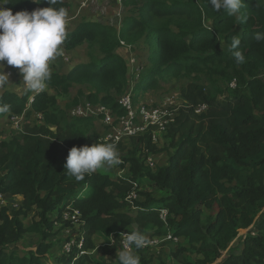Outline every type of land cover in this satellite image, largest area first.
<instances>
[{
  "label": "trees",
  "instance_id": "16d2710c",
  "mask_svg": "<svg viewBox=\"0 0 264 264\" xmlns=\"http://www.w3.org/2000/svg\"><path fill=\"white\" fill-rule=\"evenodd\" d=\"M122 2L128 15L119 29L84 21L67 33L63 42L67 50L88 43L97 46L101 56L77 63L68 73L53 72L47 85L54 92L68 94L74 84L87 86L89 91L80 90L79 96L85 94L91 103L124 116L127 111L117 97L128 90L131 73L119 48L121 42L134 45L142 39L149 45L152 69L149 81L138 88L155 86L157 78L168 74L192 76L216 68L225 78L232 70L246 90L219 100L198 80L184 85L181 96L188 109L169 126L176 150L167 165L146 164L141 159L143 148L136 145L127 149L123 158L124 176L110 177L97 171L79 182L67 174L64 165L71 148L87 145L94 119L76 117L63 125L58 111L51 110L57 106V95L41 92L29 107L30 91L22 95L5 91L0 106L8 105L9 111L2 115L24 114L25 123L12 137L1 138L0 134V264H47L43 259L49 244L41 243L24 254L15 246L25 233L48 238V231L67 209L79 213L82 236L71 252L59 259L62 264L90 261L88 252L96 248L97 236L107 242L103 248L106 257H89L91 261L119 264L111 262V238L118 244V235L131 228L143 234L155 228L156 235L170 232L186 238L202 257L186 258L183 264H215L226 251L217 264H264V236L248 232L230 247L239 232L255 222L257 229L264 230V82L259 77L264 70V42L253 40L256 32H264V0H244V22L216 12L210 0ZM49 6L47 0H10L3 8L15 14ZM71 6L70 0H59L56 5L68 12ZM233 36L241 39L239 47L246 57L243 64H237L229 50ZM204 104L207 109L196 113L195 108ZM33 112L41 113L45 123L31 125L28 120ZM146 141L151 148V140ZM144 179L152 183V190H162L165 195L159 199L152 191L141 190ZM134 192L138 196L132 200ZM17 196L22 197L18 209L1 206V197ZM164 209L168 211L166 220L160 215ZM206 210L209 214L204 221ZM32 211L39 219L25 227L22 217ZM53 212L59 215L55 219H51ZM137 251L141 264H152L143 249ZM158 264L167 263L161 260Z\"/></svg>",
  "mask_w": 264,
  "mask_h": 264
},
{
  "label": "rangeland",
  "instance_id": "374dc122",
  "mask_svg": "<svg viewBox=\"0 0 264 264\" xmlns=\"http://www.w3.org/2000/svg\"><path fill=\"white\" fill-rule=\"evenodd\" d=\"M82 1L83 0H73L74 3V9L80 10L82 7ZM103 1L106 0H100V5L103 3ZM117 0H114L116 2ZM108 3H110V7L113 8L117 6H113L112 0H107ZM107 3V4H108ZM122 5L123 2L121 1ZM99 4H95L93 6H96L95 11L89 12H81L84 13L80 14V17L84 18H90L92 16L98 17L100 20H104L103 16L101 15V10L97 9L100 8ZM3 5H0V7H3ZM122 10V16L128 15V7L123 6ZM114 8V10H115ZM76 10V11H77ZM113 10V9H111ZM73 13H71L72 15ZM92 15V16H91ZM73 16V15H72ZM79 16H77V19H79ZM119 16V15H118ZM123 18V19H124ZM122 19V21H123ZM96 20V19H95ZM75 20L72 19V22L69 23L71 27H67V31L74 27L75 24H73ZM121 21V22H122ZM113 25V24H112ZM63 45V44H62ZM155 48L158 49V44L155 43ZM63 47V56L57 57L56 60H54L51 64L52 73L57 72L60 74L67 73L70 68L79 62L82 63H88L91 62L94 58V55L96 53V48L93 46H84L72 53H69V50ZM119 52L128 60L130 63V86L126 92L119 95L117 97V100L120 101L125 95L131 93L132 95V106L133 109L137 115L136 122H140L142 120V108L145 109H161L164 113H167V116L163 118V121H166L167 129L166 130H160L155 128L157 140L155 141L152 137V132L148 131L140 136L137 137V139L134 141L132 138H124V140H118L114 142L112 139H108V136L110 134H114V127L119 126V120L123 115H116L115 119L117 121L115 122L114 127L108 126L105 123V119L103 116L100 117H90L94 119V128L91 132L88 134L87 138V145L91 146L94 143L101 142V143H115L117 145V150L120 154V159L123 161V158L127 155V149H132L136 145L140 146L141 149L143 148L141 159L146 162L148 159L154 163V166H162L167 165L170 162V157L175 153V146L174 142L172 141V137L168 134L169 133V126L173 123H170V118H174V121L176 117H178L181 114V111L183 109H188V105L185 102V100L181 96V88L193 81L200 82L204 84L209 90L216 93L217 98L219 100L225 98L227 95H232V93L236 90H246L243 86L240 85V81L237 78L236 86H232L233 78L236 77L230 70L228 78L223 77L220 70L213 68V71L204 70L200 73H194L192 76L182 74L180 76H174V75H166L164 77L157 78V82L155 83V86H151L149 88H138L139 85L148 82L147 76L150 73L152 69V65L149 62L148 55H149V45L145 42L144 39L138 41L134 44L132 48H128L126 46H120ZM92 53V54H91ZM214 69L216 71H214ZM259 77L264 82V70L259 73ZM84 91L87 93L88 87L87 86H80L77 84H74L68 94H60L54 92L52 88H50L49 85H47L46 90L44 92L48 94H55L58 98V103L56 108L51 109L53 112L58 111V114L61 119V123L63 125H66L69 121L75 119L78 117V114H74L75 110L83 109L86 110V105L88 103H91L87 100L85 94L82 96H79L78 91ZM78 101V103H75ZM92 105H101V104H94ZM108 108V107H107ZM204 110H199L202 113ZM112 112V111H111ZM113 113V112H112ZM126 115V114H125ZM31 125H41L44 124V118L43 115L39 112H33L30 119L28 120ZM10 117L8 115H2L0 114V134L2 137H12L19 131H21V128H14L12 124H10ZM22 123H25V120H22ZM170 123V124H169ZM51 128H56L54 125H48ZM151 140L152 147H147V141ZM121 163V164H122ZM118 165L111 169L104 168V169H98L97 171H100L102 173H105L109 175L110 177H116V176H124V174L127 172L126 170H123L122 166ZM145 181L142 182V184L139 185L140 189L145 191V189L151 190L153 189L152 183L149 182L148 179H144ZM140 192V191H139ZM155 198L161 199L165 194L162 192V190H157L154 192ZM138 194L134 192L131 194V199L134 200L137 199ZM2 199V205H10L11 207L18 209L19 206L16 208L15 205H18V201H20V196L13 197L11 199L3 198ZM21 203V202H20ZM68 209L65 211L67 212ZM64 212V213H65ZM64 213L62 216L61 221L55 222L53 225V230L48 231L50 233L49 237L45 240L42 239V235L39 233H25L23 238L16 244L15 249L20 251L21 254L35 251L38 246L41 243L49 244V248L47 251V257L43 259L47 264H62L59 259L63 257L64 254L69 253L66 251L67 247H70L71 250L74 245H76L78 238L82 236L81 234V223L80 220H75L72 218H69L66 220L64 218ZM208 210L205 211L203 214L202 219L206 221L208 217ZM51 219L57 218L59 215H57L56 212H53L50 214ZM39 219L36 212H30L27 214V216H23L22 220L25 224V227L30 226L32 223L37 221ZM67 222H70L66 224ZM134 228H131L130 231H133ZM155 228H150L147 232L144 233V235L148 239V243L144 248L145 255L149 257L152 261V264H158L159 261L163 260L167 264H183V262L186 260V258H200L202 257V254H200L193 246L188 242L186 238L178 237L176 240L169 239V234H172L170 232L162 235H156L154 233ZM252 233L253 235H261L264 236V230L257 229V223L255 222L249 229L241 230L239 232V235L234 239V241L231 243L230 247H233L237 243H239V239L243 238V236L246 233ZM122 234V233H121ZM121 234H119V243L114 244V237L111 238V244L110 247H112V260L111 262H117L118 261V251L119 249H122V238ZM127 234V233H126ZM94 241L96 243V248L92 250L91 252H88V259L90 261H86V264H95L92 259H103L106 256L104 255V246H106L107 242L102 237H94ZM82 247V246H81ZM14 248V247H12ZM133 250L136 252L137 255H139V252L134 248ZM71 252V251H70ZM227 251L223 253V255L216 261L215 264L222 261V259L227 255ZM87 252H82L81 255H86ZM69 264V263H67ZM72 264V263H70Z\"/></svg>",
  "mask_w": 264,
  "mask_h": 264
},
{
  "label": "clouds",
  "instance_id": "9594fccd",
  "mask_svg": "<svg viewBox=\"0 0 264 264\" xmlns=\"http://www.w3.org/2000/svg\"><path fill=\"white\" fill-rule=\"evenodd\" d=\"M10 0H0V5ZM41 3L43 0H34ZM59 0H47L49 7L36 10L19 11L13 14L11 9L0 7V87L9 84V74L4 71L3 62L18 68L23 76V84L30 92L40 93L47 87L52 77L51 64L57 57L63 56L62 44L67 35L68 11L56 7ZM199 2V0H198ZM213 10L223 11L229 17L241 15L245 7L244 0H210ZM253 40L264 42V32H256ZM241 39L233 36L229 50L233 52L237 64H243L246 57L240 50ZM239 48V50H237ZM9 111L8 105L0 106V114ZM122 163L115 143L97 142L91 146L73 147L64 165L67 174L77 182L98 169H111ZM122 249L118 251L119 264H141V258L133 250L142 249L148 243L147 237L139 230L122 233Z\"/></svg>",
  "mask_w": 264,
  "mask_h": 264
},
{
  "label": "built area",
  "instance_id": "2783aa9c",
  "mask_svg": "<svg viewBox=\"0 0 264 264\" xmlns=\"http://www.w3.org/2000/svg\"><path fill=\"white\" fill-rule=\"evenodd\" d=\"M121 45L126 46L128 48H132L134 45L133 44H126L125 42H121ZM237 79L234 78L232 81V86H236ZM46 90V89H45ZM44 90V91H45ZM42 91V92H44ZM41 93V92H40ZM39 93H32L29 96V101L28 105L31 107V104L33 103L36 95ZM119 104L126 109L127 113L126 115L122 116L120 118L119 126L114 127L115 122L117 119H115L116 115L111 112L109 108H107L104 105H92L91 103H88L86 105V110L84 111L83 109H78L74 111V114H78V117H100L103 116L105 119V123L108 126L114 127V134H110L108 136V139H112L114 142L118 140H124V138H132V137H138L148 131L152 132V137L156 141L157 136H156V129L160 130H166L167 129V122L163 121V118L167 116V113H164L161 109H145L144 107L142 108V120L139 122H136L137 120V115L133 109L132 106V95L131 93L125 95L120 101ZM207 109V105H200L195 108V112H200L199 110H204ZM10 117V123L14 128H21V122L24 120V114L17 116H9ZM174 122V118H170V123ZM169 123V124H170ZM23 125V123H22ZM146 164L150 165L151 167H154V163L148 159L146 161ZM1 176V175H0ZM167 210L164 209L161 211V217L166 220L167 217ZM78 215L79 213L77 211H73L71 209H68L67 212L64 213V218L68 220L69 218L78 220ZM169 239H174L176 240L178 237L173 236L172 234H169L168 236ZM83 245V239L80 240L78 243V247L81 248ZM67 252L71 251L70 247H67L66 249Z\"/></svg>",
  "mask_w": 264,
  "mask_h": 264
},
{
  "label": "crops",
  "instance_id": "0c3cea01",
  "mask_svg": "<svg viewBox=\"0 0 264 264\" xmlns=\"http://www.w3.org/2000/svg\"><path fill=\"white\" fill-rule=\"evenodd\" d=\"M121 1L122 0H117L116 2H114V0H112V3H113L112 5L113 6H117L116 8L114 7L115 8V10H114V8L112 6L110 7V5H109L110 3H108L107 0L103 1V3L101 5L99 3L100 0H83L82 1V7L80 8V10H77V9L73 10L74 3H73V0H70L72 6H71L70 11L68 12L67 27H71L69 25V23L72 22V19L75 20L73 22V24H75V25H74V27L72 29L70 28L67 31V33L73 31L81 22H84V21L96 22V23H100V24H103V25H112L113 24L112 26H115V27H117L119 29L121 27V25H122L121 21L124 18V16H122V10L124 8L123 6H125V5H122ZM94 3L100 5V8H97V9L101 10V15L103 16L104 20H102V19L100 20L98 17L92 16V15H91L92 17H90V18H84L83 19V17L85 16L84 13L85 12H89L92 9V7H94V9H92L91 11H95L96 6H93ZM111 9H113V10H111ZM81 12H84V13H81ZM71 13H73L72 14L73 16L71 15ZM80 14H83L84 16L80 17L79 16ZM77 16H79V19H77ZM62 46H64V45H62ZM84 46L88 47L89 45H88V43H83L80 46L76 47L75 49L69 50V53H72V52H74V51H76V50H78V49H80V48H82ZM93 47L96 48V53L93 54L94 58L95 57L96 58L100 57L101 56V52H100L99 48L97 46H93ZM77 63H82V62L78 61ZM77 63H75L74 65H76ZM3 64H4V71L7 74H9L10 82H9V84L7 86L0 87V99H1L2 94L5 91L14 92V93H16L18 95H22V93H24L25 91H28L26 89L25 85L23 84V76H22L20 70L18 68L14 67V66L7 65L6 61L3 62ZM72 67L70 68V70L72 69ZM32 93H34V92H31V94ZM145 191H152L154 193L155 191H157V189L156 190L145 189ZM154 195H155V193H154ZM19 200L20 201H18V203H17L18 205H15L16 208L21 205L20 202H22V197H20ZM97 237L101 238L99 236H97Z\"/></svg>",
  "mask_w": 264,
  "mask_h": 264
}]
</instances>
